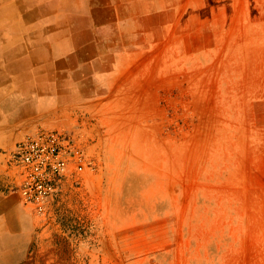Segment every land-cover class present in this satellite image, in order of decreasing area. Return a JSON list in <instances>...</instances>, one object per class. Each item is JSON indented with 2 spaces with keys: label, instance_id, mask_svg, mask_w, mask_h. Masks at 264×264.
I'll use <instances>...</instances> for the list:
<instances>
[{
  "label": "rangeland",
  "instance_id": "obj_1",
  "mask_svg": "<svg viewBox=\"0 0 264 264\" xmlns=\"http://www.w3.org/2000/svg\"><path fill=\"white\" fill-rule=\"evenodd\" d=\"M113 59L112 103L0 150L10 193L39 129L78 134L93 167L2 264H264V0H119Z\"/></svg>",
  "mask_w": 264,
  "mask_h": 264
},
{
  "label": "crops",
  "instance_id": "obj_2",
  "mask_svg": "<svg viewBox=\"0 0 264 264\" xmlns=\"http://www.w3.org/2000/svg\"><path fill=\"white\" fill-rule=\"evenodd\" d=\"M52 6L50 24H37L56 31L46 38L48 49L33 37L14 63L0 65L6 102L0 101V150L37 127H74L83 112L119 94V63L113 62L119 56V0H55ZM1 173L0 166V264L20 252L36 222Z\"/></svg>",
  "mask_w": 264,
  "mask_h": 264
},
{
  "label": "built area",
  "instance_id": "obj_3",
  "mask_svg": "<svg viewBox=\"0 0 264 264\" xmlns=\"http://www.w3.org/2000/svg\"><path fill=\"white\" fill-rule=\"evenodd\" d=\"M8 166L17 180L10 191L40 217L51 211L69 175L93 168L79 135L64 129H39L23 136L9 153Z\"/></svg>",
  "mask_w": 264,
  "mask_h": 264
},
{
  "label": "bare ground",
  "instance_id": "obj_4",
  "mask_svg": "<svg viewBox=\"0 0 264 264\" xmlns=\"http://www.w3.org/2000/svg\"><path fill=\"white\" fill-rule=\"evenodd\" d=\"M54 2L55 0H0V65L14 63L11 59L16 54L33 46L30 38L39 37V47L47 48L49 41L46 38L52 37L56 31L50 25L37 24L40 20L50 24ZM47 49L42 52L46 53ZM1 88L0 101L5 98V90ZM5 103L2 101L1 105L5 107Z\"/></svg>",
  "mask_w": 264,
  "mask_h": 264
}]
</instances>
